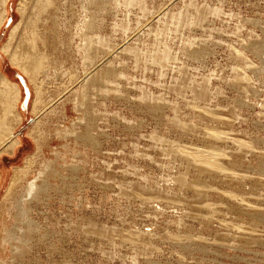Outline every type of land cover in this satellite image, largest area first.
<instances>
[{
	"label": "rangeland",
	"instance_id": "1",
	"mask_svg": "<svg viewBox=\"0 0 264 264\" xmlns=\"http://www.w3.org/2000/svg\"><path fill=\"white\" fill-rule=\"evenodd\" d=\"M17 1L9 3L0 45L19 20ZM68 2L74 14L66 20L60 11L59 24L70 23L74 34L84 11L79 0ZM89 6V34L109 46H98V62L108 68L102 84L90 87L85 108L73 103L84 76L78 35L70 41L73 52L67 45L55 50L57 77L42 84L40 105L47 109L38 122L33 84L0 51L2 72L20 87L22 115L18 144L0 154V264H264V181H255L264 174V0H91ZM125 46L137 55L122 54ZM151 54L168 58L151 62ZM213 128L230 136L221 148L242 153L239 170H248L242 180L200 175L180 155L181 148L207 146ZM18 168L22 184L37 180V194L5 206ZM178 175L192 186L182 187ZM3 229L10 233L4 241Z\"/></svg>",
	"mask_w": 264,
	"mask_h": 264
},
{
	"label": "bare ground",
	"instance_id": "2",
	"mask_svg": "<svg viewBox=\"0 0 264 264\" xmlns=\"http://www.w3.org/2000/svg\"><path fill=\"white\" fill-rule=\"evenodd\" d=\"M11 0H0V35H1V31L3 30L4 26L7 27L6 21L9 20V3ZM86 1V4L84 3ZM60 2H62V6H60ZM91 2V0H79V4L81 9L84 11L83 16L78 17L79 20H77V26L78 29L76 32H74V34L71 32V25L70 23H66V24H59V12H62V15L64 16V18L66 20H70L72 17V14H74V12L71 11V6L69 5L68 0H60L58 2V0H18L17 4H16V10L20 13V17L19 20L16 23L11 24L10 26H8V33L7 36L5 37V39L3 40L2 44L0 45V51H3L4 53H6L9 57V63L11 64H15L17 65L21 71L27 76L28 80L33 84L34 87V93H35V98L33 100V106H32V110L35 113V122L41 121L39 119H37V117L39 116V114L43 111H45V109H47L46 104H43L41 107V98H42V84L44 85L46 82H50V80L55 77H57V69H56V57H55V50L57 49V47H61L63 49V47H67V49H70V41L73 39V35H78V39H80V42L77 44L76 47H78V49L81 52V64H82V68H83V75L82 78L78 81L79 85L78 88L75 92V96L73 97V103H74V107H76V109L78 110L80 107H83V105H86L89 102V94H90V90L92 88V86H94L93 84H102L101 80L104 79V72L105 70L108 68V66H103L102 62L99 63V50H98V46L99 44H104L102 45L103 47H105L106 45H108V43L105 42V40L103 39L102 36H99L98 34L96 35H90V30H91V26L93 24V21L89 18H87V13L90 11V6L89 3ZM127 2H130V0H127ZM84 3V4H83ZM78 11V10H77ZM65 14V15H64ZM80 14V13H79ZM77 18V19H78ZM186 24V23H185ZM75 25V27H77ZM5 27V28H6ZM75 29V28H74ZM76 30V29H75ZM62 33L65 35V40L62 37ZM71 33V34H70ZM5 34V33H4ZM256 43V42H255ZM257 44V43H256ZM250 45V44H248ZM109 46V45H108ZM107 46V47H108ZM256 46V45H255ZM100 47V46H99ZM102 47V48H103ZM110 48V47H108ZM250 48V47H249ZM252 48V47H251ZM254 48V47H253ZM252 48V49H253ZM162 49H164L162 47ZM256 49V48H255ZM71 50V49H70ZM76 50V49H75ZM107 51V49H105ZM104 50V51H105ZM109 50V49H108ZM122 54L125 53V51H131V53L136 54V52H134V48L132 47H128L125 46L122 49ZM120 50V51H121ZM167 50V49H166ZM237 50V49H236ZM66 51V50H65ZM72 51V50H71ZM102 51V50H100ZM124 51V52H123ZM252 51V50H251ZM73 52V51H72ZM77 52V51H76ZM161 52H167L165 50H161ZM64 53V52H63ZM119 53V52H118ZM117 53V54H118ZM166 53V54H167ZM239 53V51H238ZM62 53H60L59 55H61ZM158 54V52L156 53ZM155 54V56H156ZM160 54V53H159ZM162 54V53H161ZM164 53V55H166ZM169 54V53H168ZM167 54V55H168ZM243 54V52L241 53ZM120 55V54H119ZM137 55V54H136ZM135 55V57L137 58V56ZM164 55H159V56H154L152 57V54L150 55L152 57V61L151 62H162V60L164 59ZM66 56V55H65ZM112 56V55H111ZM243 56V55H242ZM241 56V58H242ZM134 57V56H133ZM134 57V58H135ZM150 57V58H151ZM135 58V59H136ZM149 58V59H150ZM168 58V57H167ZM134 59V60H135ZM139 59V57H138ZM141 59V58H140ZM146 59V58H145ZM4 60V59H3ZM148 60V59H147ZM147 60H144L145 62H143L147 65L148 62H146ZM154 60V61H153ZM245 60V59H244ZM251 60V59H250ZM113 61V60H112ZM138 61V60H136ZM164 61V60H163ZM150 62V63H151ZM262 62V61H261ZM64 63V62H63ZM109 63V61H108ZM162 64V63H161ZM264 64V63H263ZM98 65H100L98 67ZM244 65V64H243ZM249 65V64H248ZM252 65V64H251ZM145 66V65H144ZM98 67V68H97ZM244 67V66H243ZM242 67V69H243ZM250 67V66H249ZM3 68V67H2ZM252 69V68H251ZM262 69V68H260ZM259 69V71H260ZM63 70V69H62ZM71 70V69H69ZM68 70V71H69ZM250 70V69H249ZM67 71V70H65ZM246 71V70H245ZM248 71V70H247ZM253 71V69H252ZM257 71V70H256ZM50 72L51 75H50ZM73 72V71H72ZM255 72V71H254ZM68 73V72H65ZM70 73V72H69ZM253 73V72H252ZM251 73V75H252ZM76 74V73H75ZM118 74V73H117ZM237 74V73H236ZM246 74V73H245ZM255 74V73H254ZM17 75V73H16ZM69 75V74H68ZM240 75V74H239ZM39 76L41 77V79L39 78ZM50 76V77H48ZM59 76V74H58ZM63 76H66V74H63ZM77 76V74H76ZM242 76V74H241ZM47 77V79H46ZM65 77V78H66ZM73 77V75L71 76V78ZM75 77V76H74ZM73 77L74 80H76ZM78 77V76H77ZM253 77V76H252ZM256 77V75H255ZM12 78V77H11ZM63 78V77H62ZM70 78V77H69ZM70 78V79H71ZM80 78V77H79ZM71 79V80H73ZM251 79V77H250ZM53 80V79H52ZM70 80V82H71ZM78 80V78H77ZM56 81V79H55ZM61 81V80H59ZM69 81V80H68ZM69 82V83H70ZM73 82V81H72ZM76 83V81H74ZM238 82V81H237ZM262 82V81H261ZM67 85V84H66ZM75 85V84H74ZM179 85V84H178ZM235 85V84H233ZM245 85V84H244ZM65 86V85H63ZM71 86V85H70ZM73 86V85H72ZM71 86V87H72ZM239 86V85H238ZM237 86V87H238ZM250 86V85H249ZM67 87V86H66ZM70 87V88H71ZM91 87V88H90ZM96 87V85H95ZM179 89H177L178 91H181L180 86H176ZM245 87V86H244ZM203 88V87H202ZM232 88H234L232 86ZM64 89V88H63ZM76 89V88H75ZM96 89V88H95ZM205 89V88H203ZM200 88L201 92H203V94L205 95V90H203ZM240 89V88H239ZM242 89V88H241ZM250 89H254V88H250ZM66 90V88H65ZM69 90V88H68ZM72 90V89H71ZM94 90V89H93ZM243 90V89H242ZM255 90V89H254ZM253 90V91H254ZM73 91V90H72ZM71 91V93H72ZM143 91V90H142ZM176 91V90H175ZM73 92V93H74ZM92 92V90H91ZM177 92V91H176ZM199 92V91H198ZM199 92V93H201ZM238 92V91H237ZM244 93V91H241ZM69 93V92H68ZM68 93L66 95H68ZM72 93V94H73ZM142 93V92H141ZM145 93V92H144ZM178 93V92H177ZM198 93V94H199ZM61 94V92L59 93V95ZM70 94V93H69ZM180 96L182 95V91L178 93ZM197 94V93H196ZM74 95V94H73ZM72 95V96H73ZM144 95V94H142ZM240 95V94H239ZM57 96V95H56ZM63 96V93H62ZM197 98V95H195ZM201 96V95H200ZM200 96L198 98H200ZM65 97V96H64ZM145 97H147V95H145ZM163 97V96H162ZM21 98V91H20V87L18 85L17 82L11 80L10 78H8L5 73L2 72L1 67H0V154L3 152H9L10 150H12L19 142L17 135L15 133V127L21 122L22 120V115L21 112L19 110V101ZM66 98V97H65ZM143 98V96L141 97V99ZM202 98V96H201ZM145 99V98H144ZM165 101V100H164ZM54 102V101H53ZM52 102V103H53ZM244 102V101H243ZM160 103V102H159ZM161 103H162V99H161ZM160 103V104H161ZM22 104V103H21ZM150 104V103H149ZM163 104V103H162ZM151 105V104H150ZM243 105V104H242ZM55 106V105H54ZM88 106V105H87ZM160 106V105H159ZM176 108H178L177 105H175ZM193 107H195V105H193ZM198 107V105H197ZM196 107V108H197ZM49 108V107H48ZM85 108V107H83ZM206 108V107H203ZM202 109V111L204 112V109ZM200 109V108H198ZM194 110V108H193ZM208 110V109H205ZM53 111V110H51ZM218 111V110H216ZM32 112V113H33ZM50 112V111H49ZM61 112V111H60ZM206 112V111H205ZM208 112V111H207ZM211 112V111H210ZM65 113V112H64ZM56 114V113H55ZM217 115V114H216ZM55 116V115H54ZM201 116V115H199ZM209 116V115H208ZM220 116V115H219ZM221 117V116H220ZM223 117V116H222ZM46 118V117H45ZM49 118V117H48ZM215 118V117H214ZM213 118V119H214ZM217 118V117H216ZM51 119V118H50ZM212 119V118H211ZM229 119V118H228ZM43 120V119H42ZM210 120V119H209ZM217 121V119H215ZM45 121V120H43ZM177 122L178 121H175ZM219 122V121H218ZM222 122V121H221ZM257 123V122H256ZM38 124V123H37ZM45 124V123H44ZM43 124V125H44ZM176 123H174L175 125ZM230 124V123H229ZM52 125V124H51ZM55 125V124H54ZM178 126H180L179 124H177ZM257 125V124H256ZM64 126V125H63ZM176 126V127H178ZM263 126V125H262ZM207 128V127H206ZM218 128V127H217ZM33 130V128H31ZM188 129V128H187ZM208 129V128H207ZM88 130V129H87ZM90 130V129H89ZM88 130V131H89ZM202 130V129H201ZM219 130V129H218ZM42 132V131H41ZM90 132V131H89ZM58 133V132H57ZM200 133V130H199ZM40 135V134H39ZM203 135V133H202ZM206 135H207V139H208V145L205 147H195L193 146V148H190V151H188L189 149L187 147L185 148H181L180 149V155L188 162L186 163V165H192L194 167V169H196L199 174L203 173V171H207L210 173H217L218 175L222 176V178H227L228 180L231 181V178H233V180L236 181V179H234V177L239 178V180L243 179L244 177H246L247 175V171H240L242 168V153H236L234 151H225L223 148H221V144L230 136L227 137L226 134H222V132H219L217 130L213 129H209L208 131H206ZM43 136V135H42ZM45 136V135H44ZM36 137V136H34ZM204 137V136H203ZM238 139V138H237ZM251 139V138H250ZM37 140V139H36ZM43 140V139H42ZM229 141V140H228ZM237 141V140H236ZM35 142V141H34ZM39 142V141H38ZM232 142V141H231ZM234 142V140H233ZM247 142V141H246ZM263 142V141H262ZM37 143V142H36ZM171 143V142H170ZM173 143V142H172ZM202 144V142H200ZM206 143V142H205ZM235 143V142H234ZM244 144V142H242ZM177 144V143H175ZM175 144H173L174 146H176ZM198 144V143H197ZM251 144V142H250ZM39 143L36 145L38 150L40 147H38ZM170 148L172 147V144H169ZM196 145V144H195ZM206 145V144H205ZM225 145V144H224ZM257 145V144H256ZM180 147V145H178ZM177 146V147H178ZM185 146V145H184ZM192 146V144H191ZM241 146V145H240ZM251 146V145H250ZM178 147V148H179ZM223 147V146H222ZM229 147V146H228ZM238 147V146H237ZM225 148V147H224ZM40 150V149H39ZM227 150V149H226ZM239 150V149H238ZM243 150V149H242ZM253 150V149H252ZM169 151V150H168ZM167 151V153H168ZM255 151V149H254ZM258 151V150H257ZM38 152V151H37ZM40 152V151H39ZM173 153V152H172ZM251 153V151H250ZM264 153V152H263ZM37 154V153H36ZM40 154V153H39ZM247 154V153H246ZM245 154V156H246ZM250 155V154H247ZM253 155V154H252ZM175 156V155H174ZM178 156V155H177ZM176 157V156H175ZM261 157V155L259 156V158ZM31 157L27 158V160H30ZM245 158V157H244ZM33 159V158H32ZM31 159V160H32ZM36 159V158H35ZM177 160V159H176ZM248 160V159H247ZM182 161V160H181ZM180 161V162H181ZM249 163V161H248ZM261 163V161H260ZM25 164V163H24ZM244 164V163H243ZM264 164V163H263ZM261 165V164H259ZM257 165V166H259ZM264 166V165H262ZM30 167V166H29ZM189 167V166H188ZM245 167V166H244ZM247 167V166H246ZM250 167V166H249ZM261 167V166H260ZM259 167V168H260ZM31 168V167H30ZM190 168V167H189ZM248 168V167H247ZM252 168V166H251ZM262 168V167H261ZM25 170V167L23 168ZM23 169H15L14 173L12 175V178L10 179L6 190H5V194L3 196V200L5 202H3V204H5V206H9L10 203L13 202H18L20 201V199H22V196H30L32 197L33 195L37 194V186H38V182L36 179L28 181L26 185H24V183L22 184V182L24 181L23 176L21 175V171H23ZM188 169V168H187ZM193 169V170H194ZM240 169V170H239ZM255 169V168H254ZM27 170V169H26ZM49 170V169H48ZM29 171V170H27ZM38 171V170H37ZM187 171V170H186ZM195 171V170H194ZM205 171V172H206ZM255 171V170H254ZM188 172V171H187ZM186 172V173H187ZM250 172V170H249ZM43 172H40L39 174H42ZM190 173V172H189ZM257 173V172H256ZM23 174V173H22ZM45 175V174H44ZM186 174H184L185 177ZM202 175V174H200ZM217 175V176H218ZM184 177L182 176H177L176 180H178L181 184L182 187L183 185H187L189 187V185L192 186V182L193 181L191 179V181L186 180ZM187 177V176H186ZM216 177V175H215ZM214 177V178H215ZM198 178V176H197ZM211 178V177H210ZM254 178V177H253ZM202 179V178H201ZM209 179V178H208ZM213 179V178H211ZM224 179L222 181H224ZM195 180V179H194ZM220 180V179H219ZM237 180V182L239 181ZM251 180V179H250ZM202 181V180H201ZM214 181V180H213ZM218 181V180H216ZM248 181V180H247ZM253 181V180H252ZM258 183L263 182L264 181V174H260L258 175V177L255 180ZM221 182V181H220ZM228 182V181H226ZM225 182V184H226ZM250 182V181H249ZM178 183V182H177ZM195 183V182H194ZM198 183V180L197 182ZM205 183V181L203 183H201L202 185ZM213 183V182H212ZM240 184V183H239ZM256 184V183H255ZM262 184V183H261ZM205 185H207L205 183ZM217 185V184H216ZM224 185V184H223ZM259 185V184H258ZM264 185V184H263ZM160 186V185H159ZM175 186V185H174ZM190 186V187H191ZM195 186V185H194ZM193 186V187H194ZM201 186V185H199ZM220 186V185H219ZM262 186V185H261ZM264 187V186H262ZM23 187V191L22 194L18 193V188ZM158 187V186H157ZM185 187V186H184ZM206 187V186H205ZM204 187V188H205ZM212 186H209V188ZM252 187V186H251ZM254 187V186H253ZM161 188V186H160ZM186 188V187H185ZM198 188V187H197ZM258 188V187H257ZM164 189V188H163ZM166 189V187H165ZM173 189V188H172ZM184 189V188H183ZM191 189V188H190ZM207 188H205L206 190ZM216 189V188H215ZM224 189V188H223ZM194 190V189H193ZM208 190V189H207ZM211 190V189H210ZM209 190V191H210ZM234 190V189H233ZM158 191V190H156ZM164 191V190H163ZM161 191V192H163ZM197 191V190H196ZM208 191V192H209ZM214 191V189H213ZM222 191V190H221ZM227 190H224V196L228 195L232 198L236 197L237 195L232 194L231 192H226ZM251 191V190H250ZM159 192V191H158ZM157 192V193H158ZM201 192V191H200ZM223 192V191H222ZM156 193V194H157ZM160 193V192H159ZM162 194V193H161ZM261 194V192H260ZM145 195V194H144ZM201 195V193H200ZM205 195V194H204ZM209 195V194H208ZM245 195V194H244ZM202 196V195H201ZM200 196V197H201ZM259 196V194H258ZM257 196V197H258ZM203 197V196H202ZM261 197V196H260ZM205 198V197H204ZM264 198V197H263ZM228 199V198H227ZM28 200H30L28 198ZM202 200V199H201ZM232 200V199H230ZM245 200V199H244ZM243 200V201H244ZM226 201V200H225ZM229 201V200H228ZM242 201V200H241ZM262 201V200H260ZM201 202V201H200ZM208 202V201H207ZM205 202V203H207ZM215 202V201H214ZM213 202V203H214ZM231 202V201H230ZM246 202V201H245ZM24 202L21 201L20 204H23ZM203 203V201H202ZM249 203V202H248ZM200 204V203H199ZM209 204V202H208ZM215 204V203H214ZM222 205V203H221ZM225 205V204H224ZM228 205V204H227ZM248 205V204H247ZM226 206V205H225ZM235 206V205H234ZM257 206V205H256ZM203 207V206H202ZM243 207V206H242ZM244 208V207H243ZM258 208V207H257ZM227 209V208H226ZM241 209V208H240ZM197 210V209H195ZM223 210V209H222ZM230 210V208L228 209ZM247 210V209H245ZM264 210V209H263ZM200 211V210H199ZM227 211V210H226ZM225 211V212H226ZM260 211V210H259ZM258 211V212H259ZM236 212V211H235ZM240 212V211H239ZM242 212V211H241ZM247 213V212H246ZM233 214V213H232ZM236 214V213H235ZM245 214V213H244ZM252 216V214L250 215V217ZM254 216V215H253ZM257 216V215H256ZM254 216V217H256ZM195 217V216H194ZM202 217V216H201ZM200 218V217H199ZM204 218V217H203ZM208 218V217H206ZM210 220V218H208ZM237 219V217H236ZM244 219V218H243ZM257 219V218H255ZM225 220V219H224ZM242 220V219H239ZM208 221V220H206ZM222 221V220H221ZM252 221V220H251ZM209 222V221H208ZM231 222V221H230ZM255 221H253L254 223ZM232 223V222H231ZM259 224V223H258ZM227 227V226H226ZM244 228V227H243ZM251 228V227H249ZM252 229V228H251ZM233 230V229H232ZM231 230V231H232ZM244 230V229H243ZM255 230V229H254ZM264 230V229H263ZM250 231V230H249ZM252 231V230H251ZM250 231V232H251ZM262 231V230H261ZM4 235L2 237V240H7L6 237L9 233V230L3 229ZM259 232V231H258ZM264 232V231H263ZM263 234V233H262ZM188 235V234H187ZM186 235V236H187ZM235 235V234H234ZM248 235H251L248 233ZM233 236V235H232ZM237 236V235H236ZM262 236V235H261ZM176 237H181V235H177ZM198 237V236H197ZM238 237V236H237ZM246 237V236H245ZM184 238V237H182ZM243 238V237H241ZM261 238V237H260ZM170 239V238H169ZM235 239V238H234ZM250 239V238H249ZM171 240V239H170ZM203 240V238H202ZM206 240V239H205ZM204 240V241H205ZM244 240V239H242ZM259 240V239H258ZM263 240V239H260ZM177 241V240H176ZM193 241V240H192ZM199 241V240H198ZM256 241V240H255ZM173 242V240L171 241ZM178 242V241H177ZM197 242V241H195ZM201 242V241H200ZM199 242V243H200ZM188 243V242H187ZM190 243V241H189ZM188 243V244H189ZM194 243V242H193ZM192 243V244H193ZM246 243V242H245ZM173 244V243H172ZM183 244V242H182ZM191 244V245H192ZM196 244V243H195ZM231 244V243H230ZM229 244V246H230ZM178 244L176 243L175 246H177ZM181 245V244H179ZM198 245V244H197ZM212 245V244H211ZM219 245V244H218ZM184 246V245H183ZM228 246V247H229ZM246 246V245H245ZM187 247V246H186ZM226 247V248H228ZM183 247H181L182 249ZM185 248V247H184ZM189 249V248H188ZM230 249V248H228ZM237 250V249H236ZM192 251V250H190ZM183 261V259H181Z\"/></svg>",
	"mask_w": 264,
	"mask_h": 264
}]
</instances>
